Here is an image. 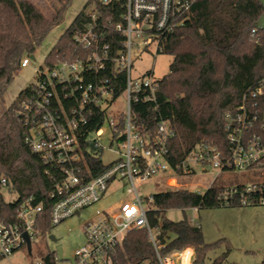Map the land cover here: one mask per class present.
<instances>
[{
    "label": "built area",
    "instance_id": "1",
    "mask_svg": "<svg viewBox=\"0 0 264 264\" xmlns=\"http://www.w3.org/2000/svg\"><path fill=\"white\" fill-rule=\"evenodd\" d=\"M99 2L119 7L117 20H101L91 3L84 10L88 19L72 35L78 49L51 67L42 64L34 70L37 80L30 85V94L21 100L17 115L25 125L23 142L46 163L59 167L49 193L53 199L48 216L51 226L78 216L81 209L99 201L115 180H127V190L133 196L83 224L85 242L74 250L71 260L62 263V253L59 258L54 248L48 253L52 254L53 264H111L109 251L121 244L129 231L144 227L157 264H181L177 251L159 253L161 246L155 243L146 216L152 196L138 194L136 183L157 174L173 179L194 173L195 167L203 172L208 167L221 171L264 167V110L259 108L264 77L246 89L235 111L225 113V150L202 141L173 166L167 157L168 141L175 132L168 123L159 116L152 136L141 134L132 123L131 104L154 101L158 85L151 68L133 76L132 63L143 53L155 55L161 51L162 37L182 23L176 17L189 8L191 0ZM118 34L121 40L116 38ZM29 61L30 55H24L20 66H28ZM93 121H99L98 125L91 126ZM105 152L112 153L107 162L103 161ZM91 158L104 165L95 175L89 169ZM6 186V180L0 178V188L6 190ZM218 200L221 205L264 204V182L223 187ZM42 209L41 202L34 203L28 197L18 204L14 221L0 222V256L27 246L26 238L31 243L44 235L38 226Z\"/></svg>",
    "mask_w": 264,
    "mask_h": 264
},
{
    "label": "trees",
    "instance_id": "2",
    "mask_svg": "<svg viewBox=\"0 0 264 264\" xmlns=\"http://www.w3.org/2000/svg\"><path fill=\"white\" fill-rule=\"evenodd\" d=\"M70 2L57 0V8L47 16L32 0H0V99L18 73L22 57L35 51L62 20ZM91 3L101 20H117L119 7L87 0L44 57L45 66H53L78 49L72 35L88 19L84 8ZM261 13L258 0H191L189 8L176 17L182 23L162 37L160 52L172 56L169 71L157 78L155 100L133 102L131 115L141 134L152 136L159 116L174 130L175 135L168 141L167 158L171 165L179 164L202 141H209L220 150L227 148L225 113L235 111L246 89L264 77V30L251 31ZM110 31L108 28L107 32ZM116 38L121 40V35ZM118 81L121 90L122 75ZM30 91V85L23 88L0 115V178L6 180V191L15 194L6 201L0 188V222L14 221L18 204L31 197L34 203L43 204L38 226L45 234L53 227L48 219L53 202L49 193L59 167L46 163L23 142L25 125L17 109ZM259 108L264 110V94ZM98 123L93 121L91 126ZM89 163L92 175L104 169L99 160L91 158ZM176 172L180 174L181 169ZM222 189V186H209L197 192L177 188L151 194L146 216L155 243L161 246V255L191 247V264H203L207 252L216 243H206L201 228L186 217L171 220L165 212L170 208L219 206L218 194ZM109 255L111 264H157L153 243L144 227L129 231ZM224 257H218L213 264H219ZM43 260V264H53L52 254L47 253Z\"/></svg>",
    "mask_w": 264,
    "mask_h": 264
},
{
    "label": "rangeland",
    "instance_id": "3",
    "mask_svg": "<svg viewBox=\"0 0 264 264\" xmlns=\"http://www.w3.org/2000/svg\"><path fill=\"white\" fill-rule=\"evenodd\" d=\"M41 11L50 16L57 8V0H33ZM87 0H71L66 8L62 20L55 25L32 53L29 65L20 67L18 73L8 85L0 99V115L25 87L37 80L35 69L43 64L44 57L55 45L59 36L69 26L74 17L81 11ZM90 4L85 6V10ZM172 56L164 53H143L132 63V75L136 76L147 69H152L155 78H162L169 71ZM123 104V100H120ZM112 153L105 152L103 161L107 162ZM157 174L148 180L136 183V190L142 196L159 192L161 190L185 188L188 190L204 191L206 186L230 187L238 184L264 182V167L247 170L232 171L206 168L203 172L195 167V172L176 176L175 180L167 179ZM130 184L127 180H115L109 185L106 194L96 203L81 209L79 215L71 216L57 225L49 233L35 237L29 246H22L15 252L0 259V264H33L52 251L56 243L62 248L64 262L71 260L73 252L84 244L85 235L83 224L98 214L116 206L119 202L129 200L133 193L128 192ZM1 192L6 201H10L15 194ZM165 216L171 220L186 217L193 225H198L203 233L206 243H216L210 249L203 264H213L215 259H224L219 264H263L264 261V204L258 205H219L201 208H170ZM55 237V241L49 238ZM185 253V250H182ZM186 258L185 256H183ZM179 260V259H178ZM177 260V261H178ZM187 260V259H185ZM181 264L184 262L181 260ZM61 263V262H60Z\"/></svg>",
    "mask_w": 264,
    "mask_h": 264
},
{
    "label": "water",
    "instance_id": "4",
    "mask_svg": "<svg viewBox=\"0 0 264 264\" xmlns=\"http://www.w3.org/2000/svg\"><path fill=\"white\" fill-rule=\"evenodd\" d=\"M262 6V13L261 15L259 16L255 26L256 28L258 29H263L264 28V0H258ZM30 58H33V55L31 54L30 55ZM49 238L52 240V241H55V237L53 235H49ZM27 240V246L30 245L29 243V240L26 238ZM54 249L56 250L57 254H58V257L60 258L61 257V253H62V248H61V245L59 243H56L55 244V247Z\"/></svg>",
    "mask_w": 264,
    "mask_h": 264
},
{
    "label": "crops",
    "instance_id": "5",
    "mask_svg": "<svg viewBox=\"0 0 264 264\" xmlns=\"http://www.w3.org/2000/svg\"><path fill=\"white\" fill-rule=\"evenodd\" d=\"M182 250H185V253H183ZM182 250L177 251L175 253L176 258L179 259L180 261L182 260L184 262V264H191V259L193 256V249L191 247H186ZM183 256H185L186 258H184ZM185 259H187V260H185Z\"/></svg>",
    "mask_w": 264,
    "mask_h": 264
}]
</instances>
